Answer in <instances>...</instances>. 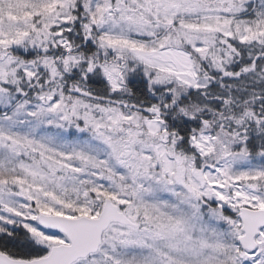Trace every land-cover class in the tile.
I'll return each mask as SVG.
<instances>
[{"label":"snow or ice","instance_id":"obj_1","mask_svg":"<svg viewBox=\"0 0 264 264\" xmlns=\"http://www.w3.org/2000/svg\"><path fill=\"white\" fill-rule=\"evenodd\" d=\"M0 264H264V0H0Z\"/></svg>","mask_w":264,"mask_h":264}]
</instances>
